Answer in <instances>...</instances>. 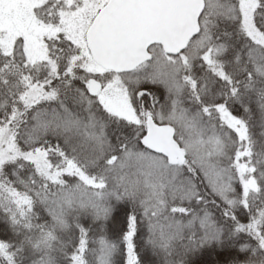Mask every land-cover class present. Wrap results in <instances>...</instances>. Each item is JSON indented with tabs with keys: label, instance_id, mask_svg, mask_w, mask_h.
<instances>
[{
	"label": "snow or ice",
	"instance_id": "snow-or-ice-1",
	"mask_svg": "<svg viewBox=\"0 0 264 264\" xmlns=\"http://www.w3.org/2000/svg\"><path fill=\"white\" fill-rule=\"evenodd\" d=\"M0 264H264V0H0Z\"/></svg>",
	"mask_w": 264,
	"mask_h": 264
}]
</instances>
